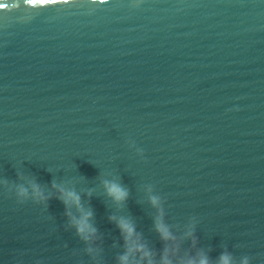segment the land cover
<instances>
[{
  "label": "water",
  "instance_id": "water-1",
  "mask_svg": "<svg viewBox=\"0 0 264 264\" xmlns=\"http://www.w3.org/2000/svg\"><path fill=\"white\" fill-rule=\"evenodd\" d=\"M35 2L0 0V264H264V0Z\"/></svg>",
  "mask_w": 264,
  "mask_h": 264
},
{
  "label": "clouds",
  "instance_id": "clouds-1",
  "mask_svg": "<svg viewBox=\"0 0 264 264\" xmlns=\"http://www.w3.org/2000/svg\"><path fill=\"white\" fill-rule=\"evenodd\" d=\"M105 188L109 196H111L115 200H124L127 198V191L126 189L123 188L122 185H120L117 182L114 181H106L105 182ZM73 198L76 200L78 203L79 197L78 196H73ZM152 203L154 206H159V199L155 196L151 198ZM85 219L88 222V228L87 231L88 233H95V228L91 226L90 224V218L92 216V212L88 211L84 213ZM163 213L161 210L160 218L155 221V226L157 231L161 234L162 238H172V233L170 229L168 228L167 224L163 221L162 219ZM111 218V217H110ZM117 226L120 228L122 235L125 238V243L127 244L129 241V237L132 235L136 234V228L134 223H132L129 219L127 218H121L117 222ZM192 234V233H190ZM136 247L144 249V245H136ZM151 253L150 251H145L144 256L145 257H150ZM162 260L164 261V264H173V261L169 257H162ZM120 264H133V261L129 257L127 251L122 254L120 257ZM150 264H155L154 261H150ZM185 264H212L210 259L207 257V255H202L199 259H191ZM216 264H233V259L232 256L228 253H222L217 260ZM240 264H249V260L247 257H244L241 261Z\"/></svg>",
  "mask_w": 264,
  "mask_h": 264
},
{
  "label": "snow or ice",
  "instance_id": "snow-or-ice-1",
  "mask_svg": "<svg viewBox=\"0 0 264 264\" xmlns=\"http://www.w3.org/2000/svg\"><path fill=\"white\" fill-rule=\"evenodd\" d=\"M55 3L56 0H36V2L34 4H40V5H45L47 3ZM101 2H106V0H101ZM6 7V5L4 3H0V8H4Z\"/></svg>",
  "mask_w": 264,
  "mask_h": 264
}]
</instances>
